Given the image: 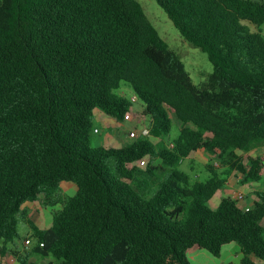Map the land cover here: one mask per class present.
<instances>
[{
  "label": "trees",
  "instance_id": "1",
  "mask_svg": "<svg viewBox=\"0 0 264 264\" xmlns=\"http://www.w3.org/2000/svg\"><path fill=\"white\" fill-rule=\"evenodd\" d=\"M157 2L207 53L205 82L138 0H0V264H39L32 254L47 264H193L229 245L243 256L228 264L264 260V192L249 210L232 196L209 206L232 172L242 184L264 178V157L251 153L264 146V34L249 25L264 24V0ZM123 82L139 111L116 92ZM129 114L149 119V134L92 146L96 116ZM199 150L219 154L225 170L210 159V178L192 181L179 166ZM64 181L74 195L61 197ZM41 196L62 208L49 228L28 220L38 243L20 251L25 205Z\"/></svg>",
  "mask_w": 264,
  "mask_h": 264
},
{
  "label": "rangeland",
  "instance_id": "2",
  "mask_svg": "<svg viewBox=\"0 0 264 264\" xmlns=\"http://www.w3.org/2000/svg\"><path fill=\"white\" fill-rule=\"evenodd\" d=\"M148 18L155 25L159 34L166 42L170 45L172 49H174L181 57L183 62L186 65L187 70L190 72L194 82L196 84H201L205 82L209 75L213 72V64L208 58L207 53L202 51L198 47H194L190 45L180 34L178 28L173 24L170 20L169 16L165 12V10L158 4L157 0H138ZM253 31H261L264 34V24L261 26H257L254 24H249ZM120 95H124L129 100L132 99L133 90L130 84L123 82L120 89L116 91ZM134 109L137 111L140 110V105L134 103ZM106 122V123H105ZM132 122V121H130ZM136 124V125H135ZM150 120H143L140 123H125L120 124L112 120L98 122L97 116L94 118V127L98 129L92 133V146H101L108 143V145H116V146H124L127 143L133 141L137 136H131L130 133L132 129H137V132L142 133L143 128L149 129ZM179 134V129L177 125L174 126L171 136L174 137ZM155 141L158 140L157 137H153ZM126 141V142H125ZM253 155H262L264 157V146L259 147L251 152ZM238 154L242 155L246 158V154L242 151H238ZM211 159L212 163L218 167L219 170H225L222 159L219 154L211 155L205 150H199L196 152L191 158L185 159L183 163L179 166V169L185 171L189 174L192 181L201 180L207 181L210 178V172L206 168V163ZM147 162L149 160V156L146 158ZM227 165V163H225ZM239 172H232L226 183V189H221L209 202V206L215 209L217 202L221 201L224 197L234 196L233 189L234 184L237 188L238 183L242 185L241 177L239 178ZM239 179V182H238ZM238 182V183H237ZM253 188H255V193L251 194L250 201L248 200H240V206H246V203L251 206L254 204L256 200H259L256 191L264 192V178L262 181L258 183H254ZM77 192L76 187H69L68 184H64V187L60 189L61 197H66L70 195H74ZM28 207V212L33 213L34 223H39L41 227H47L52 225L53 221V213L54 211L62 208L61 203H57L54 205H46L44 203V197L41 196V199L36 202H31L30 204H26ZM29 215V214H28ZM31 217L27 216V219H20L19 222V234L20 237L16 239V243L20 245L22 248L27 246L29 248L28 251H31L32 248L37 245L38 239L35 236V231L33 227L29 224V219ZM31 238V244H25V239ZM35 259L38 258V255L33 256ZM197 259H192L193 264H228L229 262L238 263L242 257L241 250L238 246H226L224 247L223 253L221 257H215L211 255L209 252L203 250L201 254L197 256ZM47 259H42L39 261L41 264H47ZM260 264H264V260L257 259Z\"/></svg>",
  "mask_w": 264,
  "mask_h": 264
},
{
  "label": "crops",
  "instance_id": "3",
  "mask_svg": "<svg viewBox=\"0 0 264 264\" xmlns=\"http://www.w3.org/2000/svg\"><path fill=\"white\" fill-rule=\"evenodd\" d=\"M108 120H112V121H115V120H113V119H106V121H108ZM115 122H117V121H115ZM106 123V122H105ZM117 123H120V122H117ZM125 123H133V122H130V121H126V122H124L123 124H125ZM120 124H122V123H120ZM133 130V129H132ZM126 142V141H125ZM239 178L241 177V174H239V176H238ZM263 180V179H262ZM261 180V181H262ZM238 182H239V179H238ZM237 182V183H238ZM254 183H258V182H254ZM254 183H252V182H250V183H246V184H242V185H239V183H238V185H236V186H238L237 188L235 187V184L233 185L234 186V188L233 189H235V190H233V194L235 195V193H237V192H244L245 194H246V198L244 199V200H248V201H250V199L252 200V198H251V194H254L255 193V188H253V184ZM64 184H68V186L69 187H72V188H74V186L76 187V189H78V187H77V185L75 184V183H73V182H70V181H64V182H62L61 183V187H64ZM227 187V186H226ZM226 189V188H225ZM220 191V190H219ZM218 191V192H219ZM217 192V193H218ZM216 193V194H217ZM256 193H257V191H256ZM215 194V195H216ZM258 195V194H257ZM231 196V195H230ZM233 197V196H232ZM213 199V198H212ZM211 199V200H212ZM222 201V200H221ZM221 201H219V202H217V204H216V207L215 208H217L218 206H219V204H220V202ZM27 204H30V203H27ZM247 205H250V204H248V203H246V206ZM26 209H27V215L28 216H30L31 218H30V220L31 221H33V223H34V220H32V219H34V216H33V213H31L30 211L28 212V207H26ZM41 221H39V223H40ZM53 222V221H52ZM39 223H34L35 225H37L39 228H49V227H51V226H47V227H41L40 225H39ZM262 223H263V225H264V219H263V221H262ZM27 240V238L25 239V241ZM32 243V240H31V242L29 243V244H31ZM25 244H26V242H25ZM27 245V244H26ZM17 246H18V248H19V250L20 251H28L29 250V248L27 247V246H24L23 248L20 246V245H18L17 244ZM36 246V245H35ZM34 246V247H35ZM33 247V248H34ZM32 248V249H33ZM239 248V247H238ZM32 251V250H31ZM241 253H242V251H241ZM35 254H32L30 257H31V259L32 260H34V261H36L37 263H39V261L40 260H42V259H47V261L46 262H49L50 260H52V257H44V256H41V255H38V254H36V255H38V258L37 259H35L33 256H34ZM242 256H243V253H242ZM242 258V257H241ZM8 262H9V264H21V262H20V260L17 258V257H15V256H13V255H10L9 256V260H8ZM39 264H41V263H39Z\"/></svg>",
  "mask_w": 264,
  "mask_h": 264
},
{
  "label": "built area",
  "instance_id": "4",
  "mask_svg": "<svg viewBox=\"0 0 264 264\" xmlns=\"http://www.w3.org/2000/svg\"><path fill=\"white\" fill-rule=\"evenodd\" d=\"M132 101L134 102V103H136L137 101H138V99L136 98V96H132ZM132 118H133V115L132 114H129V115H127L126 116V121H131L132 120ZM96 131H98L97 129H96ZM143 134H149V129H147V128H143L142 129V131H141ZM130 135L131 136H138L139 135V133L137 132V129H133L132 131H131V133H130ZM146 164V159H143V160H141V161H139V165H141V166H144ZM235 198L236 199H238L239 201L240 200H244L245 198H246V194L244 193V192H237V193H235ZM249 206L250 205H247V210H249ZM31 241L29 240V239H27L26 240V243L27 244H29ZM43 245V244H42Z\"/></svg>",
  "mask_w": 264,
  "mask_h": 264
}]
</instances>
